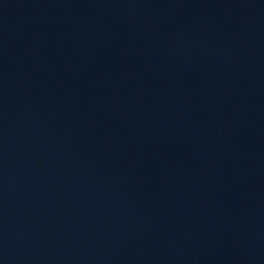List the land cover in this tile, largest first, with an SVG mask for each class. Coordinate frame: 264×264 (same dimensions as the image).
<instances>
[{"label": "water", "instance_id": "water-1", "mask_svg": "<svg viewBox=\"0 0 264 264\" xmlns=\"http://www.w3.org/2000/svg\"><path fill=\"white\" fill-rule=\"evenodd\" d=\"M0 264H264V0H0Z\"/></svg>", "mask_w": 264, "mask_h": 264}]
</instances>
